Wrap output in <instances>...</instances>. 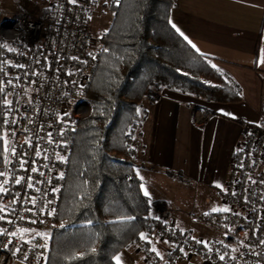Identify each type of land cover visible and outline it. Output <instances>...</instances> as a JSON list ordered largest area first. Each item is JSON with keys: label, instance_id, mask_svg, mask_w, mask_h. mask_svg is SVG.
I'll return each mask as SVG.
<instances>
[{"label": "built area", "instance_id": "obj_1", "mask_svg": "<svg viewBox=\"0 0 264 264\" xmlns=\"http://www.w3.org/2000/svg\"><path fill=\"white\" fill-rule=\"evenodd\" d=\"M98 1L57 0L41 19L16 14L0 32L2 42L23 44L13 48L0 74V89L16 99L5 100L1 111L2 129L11 138L8 160L0 167V264H39L49 253L47 235L58 227L68 172L63 136L92 111L83 93L102 53L90 30ZM242 124L243 146L221 192L232 209L216 216L227 228L228 242L192 241L164 217L165 228L151 234L165 242L167 259L162 262L144 241L139 248L147 264H178L183 255L208 264H264V121Z\"/></svg>", "mask_w": 264, "mask_h": 264}, {"label": "trees", "instance_id": "obj_2", "mask_svg": "<svg viewBox=\"0 0 264 264\" xmlns=\"http://www.w3.org/2000/svg\"><path fill=\"white\" fill-rule=\"evenodd\" d=\"M175 4H110L113 19L97 38L102 53L83 93L92 111L63 136L68 172L45 264H116L115 257L142 242V235L165 228L152 218L133 164L132 143L142 121L139 108L149 91L165 88L208 102L239 100L213 59L198 54L172 27ZM13 44L10 51L0 37V66L15 46L23 47L21 42ZM6 95L0 92V167L7 158L1 123Z\"/></svg>", "mask_w": 264, "mask_h": 264}, {"label": "crops", "instance_id": "obj_3", "mask_svg": "<svg viewBox=\"0 0 264 264\" xmlns=\"http://www.w3.org/2000/svg\"><path fill=\"white\" fill-rule=\"evenodd\" d=\"M42 1L47 11L55 0ZM170 22L198 54L213 59L239 100L218 103L165 88L149 91L139 108L141 128L132 143L135 173L143 193H149L152 218L163 208L182 237L227 243V228L216 216L232 206L221 192L243 146L242 123L264 121V0H176ZM145 237L165 262V242L157 233ZM117 256L121 264H147L139 244ZM178 264L208 263L203 257L183 255Z\"/></svg>", "mask_w": 264, "mask_h": 264}, {"label": "rangeland", "instance_id": "obj_4", "mask_svg": "<svg viewBox=\"0 0 264 264\" xmlns=\"http://www.w3.org/2000/svg\"><path fill=\"white\" fill-rule=\"evenodd\" d=\"M56 1L57 0H55L54 2H56ZM115 1H117V0H99L98 2L95 3V6L93 7V9L91 11L90 30H91L92 36H93L94 47L99 46V44L97 42L98 36L102 32H105L111 25V22L113 19V14L109 10V6L111 3L115 2ZM48 2H47V4H48ZM53 3H51L50 5H52ZM45 9H46L45 4H44V1H42V0L39 2L38 1L30 2V1H26V0L24 1L23 0V1H20L19 3L15 0H0V32H2L3 26L5 25V23L7 21H9L10 19H12V17L15 16L16 14H20V13L26 14L33 19L39 20V19H41L43 14L46 12ZM3 43L6 45V47H8L9 50L14 45L11 42H3ZM5 100L7 102H14L16 99L7 94L4 101ZM74 102H75V100L72 101V106H74V104H75ZM4 135L6 138V150L8 153V149L10 146L8 139H10L11 137H9L6 133H4ZM11 144H12V141H11ZM7 160H8V154H7L6 161ZM6 161H5V163H6ZM151 169H154V168L152 167ZM164 217H167L170 221H172L169 213L165 209L159 208L157 213L154 215V218L164 219ZM175 225H176V223H175ZM49 235H50V233H48L47 236L49 237ZM142 242H144V240ZM140 243H137V244L140 245ZM45 262H46V259L44 261L40 262L39 264H45Z\"/></svg>", "mask_w": 264, "mask_h": 264}, {"label": "snow or ice", "instance_id": "obj_5", "mask_svg": "<svg viewBox=\"0 0 264 264\" xmlns=\"http://www.w3.org/2000/svg\"><path fill=\"white\" fill-rule=\"evenodd\" d=\"M71 2L72 3H75L76 2V0H71ZM178 30V29H177ZM179 31V30H178ZM185 39H187V37H185ZM3 71V68H2V66H0V72H2ZM0 92H2V89H0ZM26 142H29V141H26ZM37 154H39V153H37ZM33 171H35V169H33ZM3 173H0V175H2ZM17 183H20V181H16ZM29 187H32V185L30 184V185H28ZM0 191H3V189H0ZM144 195L145 196H148L149 195V193H148V191L147 190H145V192H144ZM221 211H229V209H220ZM0 211H3V209H0ZM213 211H216V209H213ZM205 215H208V213H205ZM2 219H4V217L3 216H0V220H2ZM25 231H27V230H25ZM2 234H4V230L3 229H0V235H2ZM141 238L142 239H146V237H144L143 235L141 236ZM115 260H116V264H121V261H120V257H115Z\"/></svg>", "mask_w": 264, "mask_h": 264}]
</instances>
